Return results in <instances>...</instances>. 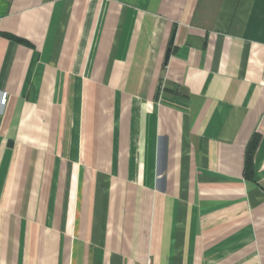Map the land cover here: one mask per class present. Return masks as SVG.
<instances>
[{
  "label": "crops",
  "instance_id": "crops-1",
  "mask_svg": "<svg viewBox=\"0 0 264 264\" xmlns=\"http://www.w3.org/2000/svg\"><path fill=\"white\" fill-rule=\"evenodd\" d=\"M3 93L0 264H264V0H0Z\"/></svg>",
  "mask_w": 264,
  "mask_h": 264
},
{
  "label": "water",
  "instance_id": "water-1",
  "mask_svg": "<svg viewBox=\"0 0 264 264\" xmlns=\"http://www.w3.org/2000/svg\"><path fill=\"white\" fill-rule=\"evenodd\" d=\"M173 35H174V31L172 32L171 37H170V40H169V44H170V45H171L172 42H173ZM168 55H169V49H167V52H166V55H165V61L167 60Z\"/></svg>",
  "mask_w": 264,
  "mask_h": 264
},
{
  "label": "built area",
  "instance_id": "built-area-1",
  "mask_svg": "<svg viewBox=\"0 0 264 264\" xmlns=\"http://www.w3.org/2000/svg\"><path fill=\"white\" fill-rule=\"evenodd\" d=\"M5 102H6V93H3L2 96H1V99H0V103H1L2 105H4Z\"/></svg>",
  "mask_w": 264,
  "mask_h": 264
}]
</instances>
